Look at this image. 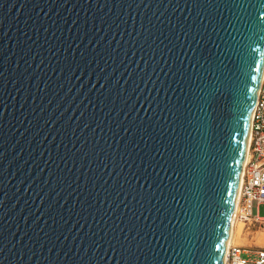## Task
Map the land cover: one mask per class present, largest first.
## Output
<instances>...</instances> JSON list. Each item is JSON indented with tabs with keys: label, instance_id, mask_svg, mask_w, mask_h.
<instances>
[{
	"label": "water",
	"instance_id": "95a60500",
	"mask_svg": "<svg viewBox=\"0 0 264 264\" xmlns=\"http://www.w3.org/2000/svg\"><path fill=\"white\" fill-rule=\"evenodd\" d=\"M264 74V0H0V264H224Z\"/></svg>",
	"mask_w": 264,
	"mask_h": 264
},
{
	"label": "built area",
	"instance_id": "2783aa9c",
	"mask_svg": "<svg viewBox=\"0 0 264 264\" xmlns=\"http://www.w3.org/2000/svg\"><path fill=\"white\" fill-rule=\"evenodd\" d=\"M255 206H264V74L252 116L247 160L235 208V227L241 222L249 234L256 232V227H264V214L260 215L258 210L255 213ZM224 264H264V247L240 246L233 241L227 246Z\"/></svg>",
	"mask_w": 264,
	"mask_h": 264
},
{
	"label": "rangeland",
	"instance_id": "374dc122",
	"mask_svg": "<svg viewBox=\"0 0 264 264\" xmlns=\"http://www.w3.org/2000/svg\"><path fill=\"white\" fill-rule=\"evenodd\" d=\"M258 210L260 215L264 214V206H260L257 208V206L254 207V212L256 213ZM247 227L243 223H238L235 227L236 233H235V244L240 246H246V247H264V227H256L254 233L249 234Z\"/></svg>",
	"mask_w": 264,
	"mask_h": 264
},
{
	"label": "bare ground",
	"instance_id": "6f19581e",
	"mask_svg": "<svg viewBox=\"0 0 264 264\" xmlns=\"http://www.w3.org/2000/svg\"><path fill=\"white\" fill-rule=\"evenodd\" d=\"M246 160H247V156H246ZM246 160H245V163H246ZM240 185H241V182H240ZM238 200H239V193H238V199H237V203H238ZM237 206V204H236ZM235 213H234V216H233V222H232V229H231V234H230V238H229V241H228V245L233 243V241L235 242Z\"/></svg>",
	"mask_w": 264,
	"mask_h": 264
},
{
	"label": "crops",
	"instance_id": "0c3cea01",
	"mask_svg": "<svg viewBox=\"0 0 264 264\" xmlns=\"http://www.w3.org/2000/svg\"><path fill=\"white\" fill-rule=\"evenodd\" d=\"M236 232V231H235Z\"/></svg>",
	"mask_w": 264,
	"mask_h": 264
}]
</instances>
